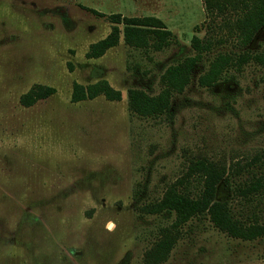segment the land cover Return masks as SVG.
I'll use <instances>...</instances> for the list:
<instances>
[{
	"label": "rangeland",
	"instance_id": "374dc122",
	"mask_svg": "<svg viewBox=\"0 0 264 264\" xmlns=\"http://www.w3.org/2000/svg\"><path fill=\"white\" fill-rule=\"evenodd\" d=\"M111 15L158 18L175 42L141 50L121 32L102 57L87 58ZM235 17L209 22L203 0H0V264H264V237H230L208 215L177 230L164 260L146 258L174 222L150 209L198 160L226 169L215 201L245 225H264V66L198 83L217 55L244 51ZM193 36L214 47L168 112L132 113L128 90L157 95L164 71L194 56ZM245 49H264V28ZM101 80L120 101H70L74 84ZM34 85L55 92L23 107ZM189 179L194 196L202 180Z\"/></svg>",
	"mask_w": 264,
	"mask_h": 264
},
{
	"label": "trees",
	"instance_id": "16d2710c",
	"mask_svg": "<svg viewBox=\"0 0 264 264\" xmlns=\"http://www.w3.org/2000/svg\"><path fill=\"white\" fill-rule=\"evenodd\" d=\"M203 4L209 22H213L218 15L223 16L227 13L236 15L231 27L237 33L239 44L244 51L238 55H217L199 77L198 83L204 87H211L222 78L228 68L240 70L249 62L264 66V49L260 52L245 49L264 28V0H203ZM90 11L101 16L96 11ZM110 19L112 20L110 33L104 39L90 45L86 53L87 58L102 57L106 51L118 44L121 32L126 45L141 50L160 51L175 42L174 34L167 30L158 18L111 15ZM120 25L123 26L122 31ZM190 43L195 52L194 56L186 57L164 71L160 80L162 90L157 95L151 96L134 88L128 90V108L132 113L141 117H158L168 112L173 94L185 90L191 82L194 69L201 63L203 56L214 47V40L211 37L200 39L193 36ZM54 92L51 87L34 85L20 97L19 103L23 107H31L38 101L50 97ZM99 96H103L108 101L121 100L120 92L101 80L87 86L74 84L70 101L78 103ZM225 174V167L206 160H198L189 165L183 181L167 188L159 204L150 210L171 213L174 215V222L163 230L161 240L146 254L149 261L159 263L164 260L177 238V230L190 219L203 215H208L213 225L230 237L249 241L264 237V225H245L234 219L225 202L215 201L216 187ZM193 175L202 180V188L196 195L191 196L188 184L189 178ZM256 184L255 187L259 186L258 183Z\"/></svg>",
	"mask_w": 264,
	"mask_h": 264
}]
</instances>
